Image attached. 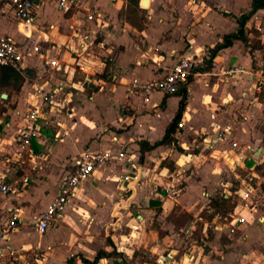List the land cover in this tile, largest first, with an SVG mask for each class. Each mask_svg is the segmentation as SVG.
Listing matches in <instances>:
<instances>
[{
	"label": "crops",
	"instance_id": "crops-1",
	"mask_svg": "<svg viewBox=\"0 0 264 264\" xmlns=\"http://www.w3.org/2000/svg\"><path fill=\"white\" fill-rule=\"evenodd\" d=\"M142 1L138 7L130 0L127 3L123 0H83L87 9L99 7L103 18L92 23L90 30L80 29L77 34L72 25L85 12L77 16L73 12L65 15L53 3L37 7L33 38L50 46L46 55L57 59L60 65L48 67L37 57L20 72L24 77L23 85L0 87V105L6 109L0 113V176H6V181L17 189L13 194L0 193V229L5 228L8 210L13 206L21 207L23 216L22 224L11 233L10 240L0 241V264H67L74 256L93 261L98 253H108L97 251L93 242H97L98 233L105 228L116 195H119L120 204L127 201L120 193L119 181L132 173L133 166L125 161L114 160L100 165L82 185L78 197L46 232L37 231L31 220L44 212L57 196L59 180L68 170L70 161L85 152L103 153L113 149L117 154L122 148L126 150V158L132 160L146 178L131 193V204L147 211V219L149 214L159 216L164 226L174 225L171 221L175 215L183 222L192 217L189 224L180 229V234H167V240L177 236L190 238L202 224L207 239L204 246L212 249L204 253V249L198 251L191 243V249L186 252L188 244L181 250L177 246H181L179 239L169 241V245L167 240H159L153 250L165 253L157 254V264H231L233 253L223 255L217 250L221 248L219 240L224 234L214 230L216 235L208 237L210 221L204 214L211 208L215 192L221 191V197L226 199L234 191L241 204L236 203L238 207L235 206L230 216L233 217L236 212L244 211L243 193L249 181L252 180L256 192L264 185V10L258 11L246 26L248 45L236 40L232 47L219 52L212 67L208 68L210 51L225 36L238 31V19L251 11L253 0H239L237 11L229 8L228 0H209L208 3L206 0H150L147 9L142 7ZM19 28L14 10L0 4V37L9 36L22 42L24 38ZM87 35L89 41H85ZM254 40L260 42L261 47H255ZM183 55L198 63V71L186 88V107L179 121L185 125L182 129L176 127L172 135L175 141L171 145L143 154L140 142L154 145L165 137L178 114L184 88L176 95L154 92L146 102L140 96L130 97L128 87L133 80L149 82L164 77ZM77 61L81 66L78 74H85V77L71 87L82 91L88 87L91 95L79 97L83 104L72 118L82 111L84 119H100L93 120V132L78 145L75 143L71 153L59 152L56 143H66V134L62 139L57 134L50 145L51 138L45 128L52 127L56 119V110L51 109L47 117L49 124L43 126L40 121L42 136L33 141L36 157L25 160L24 153L20 158L18 139L25 116L28 109L40 104L36 89L50 90L56 86L65 89L70 85L67 79L72 78ZM236 68L243 72L235 73ZM120 86L125 92L116 96ZM93 87L98 90H92ZM68 99L73 101L72 93ZM104 105L112 112L110 116L100 112L99 108ZM240 108L245 111H241L242 116ZM215 124L231 130L234 141L249 144L255 151L233 149L231 140L216 139L210 134ZM176 144L184 153L172 147ZM70 156V161L63 163ZM169 161L174 162L177 169L171 171L167 165ZM38 162L42 163L39 170L36 168ZM177 173L184 174L179 178ZM174 183L178 191L175 199H171L165 190ZM159 186L163 189H158ZM157 208L162 210L159 215ZM261 211L253 215L258 217L259 214L262 220L264 212ZM244 213L250 214L247 210ZM221 218L217 216L213 222ZM254 226L238 227L239 232H243L239 252L243 257L236 256L242 264L247 250L264 244V222L261 233L257 228L252 230ZM109 228L110 224L106 229ZM33 233L36 235L34 241H27ZM154 233L155 237L157 233ZM70 237L75 240L70 241ZM228 239L234 238L228 236ZM36 253L41 255L39 259L34 257ZM77 264H83L80 258Z\"/></svg>",
	"mask_w": 264,
	"mask_h": 264
},
{
	"label": "built area",
	"instance_id": "built-area-1",
	"mask_svg": "<svg viewBox=\"0 0 264 264\" xmlns=\"http://www.w3.org/2000/svg\"><path fill=\"white\" fill-rule=\"evenodd\" d=\"M118 0H112L117 2ZM127 3V0H123ZM53 3L57 5L58 9L65 15L73 12L74 15L85 12L84 16H79L75 19L72 29L77 34L80 29L90 30L91 24L101 20L102 14L99 7L86 8L83 0H0V4H5L11 7L19 21L20 32L23 35V41L18 42L9 36L0 37V64L10 66L19 72H24L31 60L41 57L44 65L48 67L58 68L59 63L57 59L46 55L47 49L42 41H36L33 34L36 30V9L40 4ZM195 4V1H194ZM87 9V10H86ZM89 35L85 36V41H89ZM89 43V42H87ZM100 46V45H99ZM102 46V45H101ZM53 48V47H52ZM86 50L89 46L85 47ZM84 48V49H85ZM198 67L197 61L189 56H180L175 64L171 67L168 73L162 77L149 82H141L133 80L128 87V95L130 97H143L146 102L150 100L154 92H160L165 95H176L180 89L187 88L191 79L196 74ZM243 70L235 69V73ZM36 96L40 100V104L28 109L25 116V124L19 135L18 144L20 152L18 156L23 158V154L30 159L36 157L33 149V141L42 136V126L40 121H43V126L49 124L48 115L49 110L63 108L64 102H71L70 99L65 98L64 88L56 86L50 90L43 87L36 89ZM184 123L178 124L179 129L184 127ZM216 139L222 141L231 140L233 149H241L253 153L255 149L249 144H243L234 141L233 133L229 129H224L220 125L215 124L210 133ZM125 161L132 165V173L126 174L119 181L120 193L126 200H129V195L134 191L135 187L141 183L145 178L142 173L138 171L137 166L133 161L126 158V152L122 148L117 154L113 149H108L103 153L85 152L79 157L73 159L68 166L58 183V194L48 208L38 215H35L31 220V225L40 233L46 232L59 217L64 213L68 204L78 197L82 185L89 181L96 169L103 164L111 161ZM7 172H10L8 170ZM25 179L24 183L27 184ZM17 189L6 181V176H0V193L4 195L13 194ZM168 196L175 199L178 191V186L171 184L167 187ZM261 189L256 192V187L252 185V180L249 181L247 190L243 193V200H245L244 211L247 210L251 214H245L244 211L236 212L233 217L225 218L222 222H212L208 226H214V230L219 233H229L238 230L239 226L250 225L253 223V213L258 211L256 206L257 198H260ZM226 199H229L227 197ZM236 209L237 204L234 203ZM23 222L22 209L18 206H13L8 210V222L5 228L0 229V241L10 240V235L15 230L19 229ZM36 259L41 257L40 254L34 255ZM2 258V251H0V259ZM29 259V258H28Z\"/></svg>",
	"mask_w": 264,
	"mask_h": 264
},
{
	"label": "rangeland",
	"instance_id": "rangeland-1",
	"mask_svg": "<svg viewBox=\"0 0 264 264\" xmlns=\"http://www.w3.org/2000/svg\"><path fill=\"white\" fill-rule=\"evenodd\" d=\"M209 0H206V2L208 3ZM233 1V0H232ZM231 0H228V6L230 9L237 11L238 10V4H239V0H234L236 3H233ZM254 45L255 47L259 46L261 47L260 42H258L257 40H254ZM78 64V61L76 62V70L73 71V74H71V79H67V81L69 82L70 85H68L65 89H64V93L66 94L65 98H69V94L72 93V102H64V104L62 105L63 108H59L58 110H56V119L54 124L52 125V127H48L45 128L47 131V135L51 138V143L53 142V139L56 137L57 134H59V137L62 139V137L64 136V134H66V137L64 138L66 143L64 144H60L59 141H57V146L59 147L58 150L59 152L65 153H71L72 150L75 147V143H79L82 139L86 138L88 136V134H91V132H93V120H100L98 118H87L84 119V115L82 113V111H79L73 118L72 116L75 114V112L78 110V106L81 107L83 102L79 100L80 96H90V89H88V87H86L85 91H82L81 88L77 89V88H73L71 87V85L73 86L74 84H76L80 79H82L84 81V77L85 74H78V72L80 71L81 66ZM100 75L97 74L96 78H99ZM81 81V80H80ZM74 82V83H73ZM98 84V83H97ZM100 85V84H98ZM75 87V86H74ZM81 90V91H80ZM92 90H98V87H93ZM124 87L120 86L116 96H121L122 94H124ZM86 93V95L84 94ZM90 94V95H89ZM109 95H111L110 93H108ZM87 96V97H88ZM1 101V100H0ZM105 107H100L99 110L100 112L105 113L106 115L110 116V114H112L111 111H109L107 109V106L104 105ZM2 106L0 105V113L3 112V110H6L5 108H1ZM77 108V109H76ZM245 113V111L240 108V115L242 116V112ZM92 114V113H91ZM244 115V114H243ZM72 118V119H71ZM114 116H111V120H113ZM60 121V122H59ZM58 123H62V126H60ZM41 124V122H40ZM110 130H112L110 128ZM68 132V133H67ZM97 139V138H95ZM191 140V139H190ZM93 141V140H92ZM92 143H89V145H91ZM78 145V144H77ZM89 147V146H88ZM172 147L175 150H178V152L180 153H184V149H182L178 144L176 145H172ZM85 149V148H84ZM126 152V150H125ZM27 156V155H26ZM28 158L24 156V159L26 160ZM72 157H68V159H66L63 163H67L68 161H70ZM73 161V160H72ZM72 161L69 162V165L72 163ZM28 164L34 165L33 162H29ZM27 164V165H28ZM42 163L39 164L38 162V166L36 167L38 170L40 169ZM167 165L172 168L171 171H173L174 169H177V167H175V163L174 162H167ZM25 168V166H24ZM36 169V170H37ZM20 173L23 174L24 171H22V169H20ZM20 174V175H21ZM184 173L180 174H176L177 176H183ZM176 176V177H177ZM168 177V176H167ZM146 179V178H145ZM144 178L142 180H145ZM171 180H174L173 177L170 178ZM141 180V181H142ZM234 180V179H233ZM183 181V180H182ZM162 186L164 185L161 184ZM162 186H159L158 189L162 190ZM261 189V193H260V198H257L256 201V206L258 208V210H262L261 212H264V185L260 188ZM235 190V189H234ZM166 191V190H165ZM161 192V191H160ZM165 194L167 195V191L165 192ZM232 196H230L229 198V205L225 208L220 210V212H217L214 209V201L218 198L221 197V191L215 192V194L211 197V208L208 209L206 211V213L204 214V216L206 217L207 220H209L210 224H212L213 219L217 216L222 217L219 222H222L225 220V218H230V216H232V212L229 210L231 209V207L234 205V203L240 205V198L238 195H236L234 193V191L232 192ZM119 195H116L115 197V202L111 205V212H110V217L108 219V221L105 222V228L102 230V232L98 233L97 235V242L94 243V248H97V251H107L110 256L102 259L100 261V263L103 264H157V254L161 253L164 254L165 252L162 250L161 252L159 251H154L153 248L155 246H157V242L159 240L165 241L167 240V234H180V229L184 228L186 225L185 224H189L188 222L190 220H192V217H189L186 221H181L180 218H176L178 216L175 215V219H172V223H174V225H170V223H168L166 226H164L163 223H160L158 218L159 216H154V214H149L148 219H147V211H143V209L138 208L137 206L135 207L134 204H131V194L129 195V200H127L126 202H124L125 204H120ZM213 207V208H212ZM214 209V210H213ZM228 209V210H226ZM156 211H158V215L159 213L161 214L162 210L161 208H157ZM260 212V213H261ZM121 220H120V218ZM261 217L258 214V217L254 216L252 221L255 226L252 227L251 229L254 230L255 228H257L258 233H261V225L264 222V219L261 220ZM171 220V219H170ZM110 224V228L107 230L106 227ZM119 224V225H117ZM259 226V227H258ZM165 227L166 230L163 228ZM167 227H169L167 229ZM214 226H210L209 227V232H208V237H212L215 236V232H214ZM170 229L172 232H170ZM154 231L157 233L154 237ZM197 232H195L194 235H192L190 238H187L186 236H183L182 238H179V236H177L176 238H170L169 240H167L166 244L169 245L170 242L172 240H178L181 243L178 244L177 246L183 250L184 247H186V244H188V248L185 250L186 252L191 249V243L194 244L196 247V249L198 251H204V253H209L210 247L207 246L205 247V243H207V239L205 237V235L203 234V229H202V224H200L199 228L197 227ZM34 232V231H33ZM223 234V233H221ZM47 233L44 235L46 236ZM228 236H231L232 240L228 239ZM36 235L35 233H33V236H30L28 238H26L27 241H34ZM243 238V232H239V230H235L234 232H229V234H224L221 239L219 240V245L221 246V248L217 247V250L222 252L223 255H226L228 253H233V257H232V261L231 264H242L240 263V261L238 260V256H236L237 254L239 255L240 259L241 257H243V255L241 253H239L241 251V246H242V240ZM70 241H74L75 239L70 237L69 238ZM183 240H185L183 242ZM238 240H241V242L239 243ZM240 244V245H239ZM71 245V244H70ZM113 245V246H112ZM224 245H236L234 247H224ZM72 246V245H71ZM127 249L130 250V252H127ZM246 250V249H245ZM126 252L129 253V256L126 255ZM189 252V251H188ZM246 253V252H245ZM243 253V254H245ZM260 253V254H259ZM235 255V257H234ZM218 257L220 259V256H215ZM214 257V259H215ZM243 259V258H242ZM107 260L108 262H105ZM178 260V259H177ZM223 261V260H221ZM243 264H264V244H256L255 246H253L252 249L247 250L246 253V258L243 261Z\"/></svg>",
	"mask_w": 264,
	"mask_h": 264
},
{
	"label": "trees",
	"instance_id": "trees-1",
	"mask_svg": "<svg viewBox=\"0 0 264 264\" xmlns=\"http://www.w3.org/2000/svg\"><path fill=\"white\" fill-rule=\"evenodd\" d=\"M139 1L140 0H130V3L139 7ZM260 10H264V0H253L251 11L249 13L243 14L238 19V24H239L238 31L236 33H232V34L225 36L223 40L219 42L210 51V60H209L208 68L212 67V62L216 58V56L219 54V52L232 47L236 40H240L244 44L248 45L249 40L246 34V26L250 22V20L253 18V16ZM224 15L230 16L229 14H226V13ZM196 71H198V68L196 69ZM23 83H24V77L19 71H17L13 67L4 66L0 64V87H5V86L19 87L23 85ZM181 92H182L183 97L180 102L178 114L176 118L174 119V121L172 122V124L168 127L165 137L161 141L156 142L154 145H150L147 142H140L139 145L141 147V152L143 154L147 151H152L155 148L160 147V146L171 145L175 141L172 135L175 132L176 127L178 126V123L183 116V113L186 107V102H187V89L184 88L181 90ZM229 202H230L229 199H225L222 196L214 201V209L217 212H220V210L225 209L230 204ZM234 209H235V205L231 207L229 212L231 211L233 213ZM108 256H110V254L104 251L98 253V255L95 257L93 261H90L82 256H74L67 262V264H77L79 258L82 260L83 264H99V262L102 259Z\"/></svg>",
	"mask_w": 264,
	"mask_h": 264
},
{
	"label": "water",
	"instance_id": "water-1",
	"mask_svg": "<svg viewBox=\"0 0 264 264\" xmlns=\"http://www.w3.org/2000/svg\"><path fill=\"white\" fill-rule=\"evenodd\" d=\"M35 2H37V0H34ZM150 0H143L142 1V7L147 9L146 6H149ZM6 97V95H4V98Z\"/></svg>",
	"mask_w": 264,
	"mask_h": 264
},
{
	"label": "bare ground",
	"instance_id": "bare-ground-1",
	"mask_svg": "<svg viewBox=\"0 0 264 264\" xmlns=\"http://www.w3.org/2000/svg\"><path fill=\"white\" fill-rule=\"evenodd\" d=\"M147 7V6H146Z\"/></svg>",
	"mask_w": 264,
	"mask_h": 264
}]
</instances>
